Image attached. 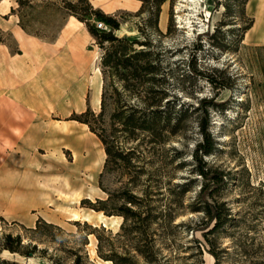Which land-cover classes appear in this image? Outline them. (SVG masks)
I'll list each match as a JSON object with an SVG mask.
<instances>
[{
  "label": "rangeland",
  "instance_id": "rangeland-1",
  "mask_svg": "<svg viewBox=\"0 0 264 264\" xmlns=\"http://www.w3.org/2000/svg\"><path fill=\"white\" fill-rule=\"evenodd\" d=\"M65 1L31 0L29 28L39 33L31 34L19 23L24 11L18 1L0 0V92L29 105L33 78L47 67L51 76L34 86L37 126L29 134L23 124L17 140L0 151V233L20 234L22 243L21 251L5 249L1 256L19 264H74L78 257L80 264H105L101 240L103 255L119 264H264V42L249 30L255 21L250 0H165L158 14L153 7L140 12L142 0H89L120 21L117 36L149 41L158 64L155 87L164 89L154 98L172 108L170 123L161 121V139L151 141L141 131L125 142L144 157L134 156L137 165L125 168L114 162L105 168L104 144L75 118L88 107L101 109L104 48ZM99 21L90 19L96 27ZM29 48L36 66L30 79ZM113 81L127 104L145 102L141 88L129 91ZM114 94L107 97L106 119ZM203 98L210 100L206 110ZM17 111L21 118L23 111ZM206 117L212 151L200 154L225 178L212 193L220 204L219 222H210L198 201L205 178L195 151L205 139ZM139 164L143 171L133 177ZM124 188L151 206L139 227H131V220L122 226L123 216L107 217L104 224L100 210L90 206L109 192L114 198L107 206H118Z\"/></svg>",
  "mask_w": 264,
  "mask_h": 264
},
{
  "label": "trees",
  "instance_id": "trees-1",
  "mask_svg": "<svg viewBox=\"0 0 264 264\" xmlns=\"http://www.w3.org/2000/svg\"><path fill=\"white\" fill-rule=\"evenodd\" d=\"M17 1L19 3V9L23 8L24 11V13L19 12L20 25L31 34H39L38 31L29 28L31 21L29 18V9L33 7L31 0ZM164 1L165 0H142V6L139 11L141 12L146 7H153L154 14H158L161 10V4ZM47 3L48 2L44 4V7ZM65 7L70 14L77 16L81 21L87 24L89 31L97 38L99 44L104 48V54L102 56L104 84L101 95V109L96 113L88 107L85 111L77 114L75 118L88 124L90 129L101 139L107 154L104 165L105 168H108L112 162L117 163L121 168L135 166L137 163L136 161L133 162L134 156L138 161L142 158L144 159V157L136 153V145L128 147L125 145V142L134 140V138L138 139V133L141 131L148 132L151 135V141H157L162 138L161 121L165 120L167 125L171 120L170 111L172 108L162 107V104L157 102L154 98L155 93L164 92V89L155 87L154 82L157 79L156 73L158 64L150 57L151 49L148 48L149 41L146 39H130L126 36H117L114 33V29L120 27V21L113 15L106 14L100 8L94 7L89 0H85V3L78 0H66ZM91 18H101L102 21L109 24L111 28L109 30H103L100 27H96L91 24ZM106 42L108 44H105ZM136 43L144 46L137 48L134 46ZM113 78L121 80L122 88L128 89L129 91L134 88H141L138 89V93L141 95V99L145 98V102L143 104H127L124 102L121 98L123 91L114 83ZM212 80L214 81V79ZM111 91L115 93L114 110L109 113V119H106L107 97L111 94ZM209 102V99L203 98L201 100V108L206 110V106ZM207 125L208 119L206 117L201 124L205 139L197 143L195 151V157L199 163L197 169L205 178V183L201 186L198 201L200 202V207H202L210 217V222H219L221 221L220 204L212 196V193L225 181V178L222 171L207 167L200 154V152L208 154L212 151V146L207 137ZM171 127L173 130L174 127ZM134 171V174H132L133 177L143 171V166L139 164V168H136ZM146 195L147 192L145 190V196ZM121 197L122 202L118 206H107L108 202L114 198V195L109 192L107 198H98L96 200L97 204L92 203L90 206L96 210H103L107 215L116 214L123 216L122 226H125L128 221L131 220V227H139L142 221L150 217L151 206L144 203L145 199L143 197L140 198L137 194L132 192L130 188H124ZM0 219L5 220L2 215H0ZM40 223L41 219L37 221V226L34 229H38ZM45 223L50 226L52 224L50 222ZM98 237L101 239L100 234H98ZM203 240L205 242L208 241L206 231L203 233ZM203 240H199L200 245L203 244ZM21 246L20 234L13 235L11 232L0 233V264H19L15 260L2 257L1 252L5 249L11 252L21 251ZM101 246L100 240L98 245L99 254L105 256L107 259H115L114 257L103 255ZM33 248H36V244H34ZM115 262L119 264L116 259ZM74 264H80L79 257Z\"/></svg>",
  "mask_w": 264,
  "mask_h": 264
},
{
  "label": "crops",
  "instance_id": "crops-1",
  "mask_svg": "<svg viewBox=\"0 0 264 264\" xmlns=\"http://www.w3.org/2000/svg\"><path fill=\"white\" fill-rule=\"evenodd\" d=\"M251 6L253 5L254 10L253 13L255 15V21L249 30L252 32H257V40L259 42H264V0H250ZM83 23V22H82ZM81 23V24H82ZM72 42V39H70ZM72 50L68 48V54H64L66 61L69 63L72 60V54L70 53ZM42 55V54H41ZM34 54L31 52L29 48V79L31 78L32 73L35 71L34 65ZM49 68L43 69L40 73H38L29 85V105L25 102L19 101L13 94L7 92H0V151L3 149L4 145L14 143L18 134L25 130L24 125H27L26 128L29 127V134L33 131V129L37 126V119L41 112L32 105V103H38L37 100V90L35 87L43 86L47 83L48 79L51 77L49 75ZM56 86V85H55ZM4 105H9V109L3 107ZM12 105V106H11ZM20 109L23 111L20 113L21 118L18 116L19 113L17 110ZM27 116L29 121L24 118ZM20 118V122H19ZM21 123V124H20Z\"/></svg>",
  "mask_w": 264,
  "mask_h": 264
},
{
  "label": "bare ground",
  "instance_id": "bare-ground-1",
  "mask_svg": "<svg viewBox=\"0 0 264 264\" xmlns=\"http://www.w3.org/2000/svg\"><path fill=\"white\" fill-rule=\"evenodd\" d=\"M81 22V21H80ZM83 89V88H82ZM100 91V90H99ZM80 94V93H79ZM77 96V95H76ZM80 96H82L81 94H80ZM77 98V97H76ZM95 99L97 100V101H99L100 100V97L97 95V94H95ZM81 101V100H80ZM78 103H81V102H78ZM81 106V105H80ZM83 106V105H82ZM79 107V106H78ZM84 124H86V123H84ZM65 130V129H64ZM69 132V131H68ZM79 137V136H78ZM74 139H75V137H74ZM82 139V138H81ZM80 141V140H79ZM78 143V142H77ZM75 145H77V144H75ZM79 146H85V144H81L80 145V143H79ZM87 146V145H86ZM91 147V146H90ZM79 148V147H78ZM85 148V147H84ZM80 149H82V148H80ZM88 152H90L91 151V148H89L88 146H87V149H86ZM78 151V150H77ZM83 151V150H82ZM93 151H94V149H93ZM92 152V151H91ZM77 154V153H76ZM80 155V154H79ZM99 156V155H98ZM97 156V157H98ZM76 157H78L77 155H76ZM80 157V156H79ZM78 157V158H79ZM91 156H86L85 157V159L87 160L88 158H90ZM103 158V157H102ZM93 159V158H92ZM77 160H79V159H77ZM99 161V160H98ZM86 162V161H85ZM80 163H82V161L80 162ZM93 163H95L94 161H93ZM92 163V164H93ZM101 163V162H100ZM99 163V164H100ZM81 166V165H80ZM85 167V166H84ZM98 167V166H97ZM92 171V170H91ZM93 172V171H92ZM91 174V173H90ZM64 183V182H63ZM28 185V184H27ZM76 194V193H75ZM74 194V195H75ZM70 195V194H69ZM74 197V196H73ZM47 200V199H46ZM5 201V200H4ZM82 208V207H81ZM91 210V209H90ZM96 210V209H95ZM82 211V210H81ZM83 212H86V211H83ZM92 213V212H91ZM97 214V213H96ZM32 216V215H31ZM90 216H91V214L90 213H88V214H85V218L84 219H89L90 218ZM83 217V216H82ZM98 217H99V219H101V220H103V222H104V224H107L106 223V220H105V218H117V217H121V215H116V214H113V215H106L105 213H103L101 210L100 211H98ZM74 218H80V215H79V213H74ZM95 220V219H94ZM112 220V219H111ZM111 220H110V222H111ZM118 220V219H117ZM89 222H90V220H89ZM97 222V221H96ZM109 222V223H110ZM99 223V222H98ZM100 223H102V222H100ZM121 223V222H120ZM109 227V226H108ZM111 227V226H110ZM92 234V233H91ZM94 247H92V249H93ZM94 252V251H93ZM92 254V253H91ZM94 254V253H93ZM101 259V258H100ZM100 261V260H99ZM103 263H105V264H114L113 263V261L111 260V259H104L103 260Z\"/></svg>",
  "mask_w": 264,
  "mask_h": 264
},
{
  "label": "built area",
  "instance_id": "built-area-1",
  "mask_svg": "<svg viewBox=\"0 0 264 264\" xmlns=\"http://www.w3.org/2000/svg\"><path fill=\"white\" fill-rule=\"evenodd\" d=\"M103 25H104V22H103V21H99V22H98V26H99V27H103Z\"/></svg>",
  "mask_w": 264,
  "mask_h": 264
}]
</instances>
